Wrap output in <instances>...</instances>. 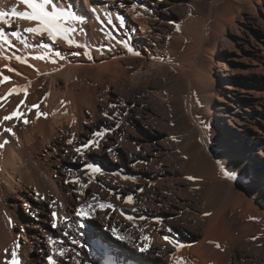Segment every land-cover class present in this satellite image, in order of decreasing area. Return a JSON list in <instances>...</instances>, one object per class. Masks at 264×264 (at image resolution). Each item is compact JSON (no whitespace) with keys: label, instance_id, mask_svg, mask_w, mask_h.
<instances>
[{"label":"bare ground","instance_id":"bare-ground-1","mask_svg":"<svg viewBox=\"0 0 264 264\" xmlns=\"http://www.w3.org/2000/svg\"><path fill=\"white\" fill-rule=\"evenodd\" d=\"M162 1L68 0L73 10L85 18V23L80 26L83 32L74 34L77 42L87 45L83 49L69 46L64 41L53 42L46 37L23 33L24 28L34 26L28 21H17L13 17L11 27L0 25L15 44V48H8L7 45L0 48V56H10L15 52L27 59L26 64L14 58L10 61L0 59V73L11 78L7 82H0V97H5L14 86L27 87L26 97L20 92L0 100V119L16 109L23 100L20 111L29 121L27 124L23 123V119L4 122V126L13 128L15 136L3 133L0 127V133H3L0 134V142L5 139L9 141L0 149V264L10 259V246L17 237L19 240L16 229L18 216L11 207L17 208L18 204L12 199H21L27 185L34 186L37 193L50 198L57 190L52 173L62 170L65 160L73 158L77 154L75 149L81 146V142L73 141L72 131L77 128L81 118H86L91 104L88 89L85 88L89 75H94L98 80H122L132 86H149L155 78L165 80L163 92L172 101L176 125L179 130L188 131L187 141L182 147L184 172L181 175L180 171L170 166L162 173L152 174L149 183L169 182L174 185L171 187L180 191L182 186L179 179L193 176L196 179L190 180V188L200 196V209L194 197H189L178 202L179 207L173 208L171 215H165L158 205H154L156 209L146 215L147 219L156 222L166 220L171 223L185 213L194 219L195 224L201 225L197 234L193 233L185 239H176L172 235L168 237L175 245V253L195 259L198 264H211L222 262L223 249L231 240H252L264 250V183L252 182L249 176L250 164L258 158L251 151L239 154L226 142L215 147V139L208 132L209 111L195 108L199 98L207 97L217 87L221 89L224 86L221 90L232 98L226 101L231 105L237 104L240 110L243 105L249 106L253 100L264 95V79L245 71L246 76L227 80L217 72L212 57L214 47L208 40L215 33L211 18L216 22L220 18L218 13H213L210 19L181 17L172 21L170 27H163L160 25V20L165 19L161 15ZM211 1L214 5L227 8L235 0ZM121 4L125 7H120ZM187 4L192 12L199 7L198 0H190ZM13 6L18 11L27 10L18 0H0V10L9 11ZM109 18L111 23L108 22ZM13 30L23 33L21 39L25 43L11 37ZM45 43L50 45L48 49L40 47ZM183 48L188 59L179 57ZM44 51L49 53V59H34ZM56 52L63 59L56 56ZM76 52L81 54L75 55ZM84 52H90L92 59ZM136 52L140 55H135ZM6 65L20 74L9 72ZM235 90H241L244 94L238 96ZM33 105H39V112L47 115L38 116ZM246 117L248 125L256 131L255 137L263 139L264 107H250ZM69 140L73 142L70 144ZM243 179H246L247 185ZM41 202V207L45 208L43 200ZM205 213L210 215L206 216ZM104 237L101 238L110 242L108 236L107 239ZM177 244L183 247L178 248ZM105 247L109 248V245L105 244ZM5 249H8L7 253ZM124 250L139 263L152 260L141 253L129 254L128 248ZM22 254L18 255L21 264H33Z\"/></svg>","mask_w":264,"mask_h":264},{"label":"rangeland","instance_id":"rangeland-1","mask_svg":"<svg viewBox=\"0 0 264 264\" xmlns=\"http://www.w3.org/2000/svg\"><path fill=\"white\" fill-rule=\"evenodd\" d=\"M189 1L163 0L161 15L165 19L160 20V25L170 27L172 21L181 17L210 19L213 13H218L220 18L216 22L211 18L215 33L208 40L214 47L212 57L217 72L227 80L246 76L245 71L264 79V0H235L227 8L214 5L211 0H198L199 7L193 12L187 7ZM181 52L179 57L188 59L186 49ZM154 80L149 86H132L122 80H98L89 75L85 88L89 92L91 108L86 111V118L79 121L80 128L77 126L72 131L73 141L82 145L92 139L95 132L108 131L99 140V148L83 149V155L77 153L73 158H67L63 169L52 173L57 190L50 198L27 185L21 199H12L18 204L17 208L11 207L18 216L19 240L17 237L12 242L11 250L18 241V255L24 253L33 264H48L47 256L52 248L48 238L52 237L58 242L57 246L69 249L66 257H56L58 264H177L178 260L198 264L195 259L177 255L173 249L175 245L168 238L172 235L176 239H185L197 234L201 225L195 224L192 217L182 213L171 223L146 218L157 205L165 215H171V210L179 207L178 202L189 197H194L200 209V196L191 190L189 179H179L181 192L169 182L149 183L152 174L162 173L170 166L180 174L184 172L182 147L188 133L176 125L172 101L163 92L165 80ZM221 89L217 87L207 97L199 98L195 108L209 111L208 132L215 139V147L226 142L239 154L254 153L258 159L250 164V181L264 183V137H255L256 131L248 125L246 117L250 107H264V95L249 106L241 105L238 110L237 104H228L226 99L232 98ZM235 92L238 96L244 94L241 90ZM89 163L99 165L103 172L92 173L87 169ZM125 176L135 179L126 180ZM242 181L247 185L246 179ZM128 196L133 197L132 202H128ZM41 200L45 208L41 207ZM100 204L113 207L101 209ZM87 205L92 206L90 217L76 216L75 213ZM52 212H57L55 221ZM128 216L134 219L128 220ZM53 222L57 223L56 228L52 227ZM102 236L105 239L108 236L110 242ZM73 240L78 243L73 244ZM226 246L222 262L211 264H264V250L252 240H231ZM123 247L130 250L129 254L141 253L152 260L139 263ZM9 258L11 260V256Z\"/></svg>","mask_w":264,"mask_h":264},{"label":"snow or ice","instance_id":"snow-or-ice-1","mask_svg":"<svg viewBox=\"0 0 264 264\" xmlns=\"http://www.w3.org/2000/svg\"><path fill=\"white\" fill-rule=\"evenodd\" d=\"M19 4H22L25 6L27 10L24 11H18L15 6H13L9 11L0 10V25H7L11 27L12 25V18H16L17 21H28L31 22L34 26H29L23 29V33H28L33 36L39 37V38H47L53 42L56 41H64L67 42L69 46H75L76 48L83 49L86 48L87 45L79 43L74 38V34L79 32H83V28L80 27L85 23V18L82 15H79L77 12L73 10V5L68 2V0H18ZM120 7H125L124 4H121ZM132 7H135L133 5ZM95 12V9H93ZM97 19H99V16H97ZM121 22L123 23V18L121 17ZM109 23H111V18H109ZM177 30H179V25H177ZM21 31L13 30L11 32V37H15L16 40H20L21 43H25L24 40L21 39L22 34ZM4 45H7L8 48H15V44L13 40L9 37V34L5 31L3 27H0V48H3ZM31 47V45H28ZM40 47L42 49H48L50 47L49 44H41ZM75 55H80V52L74 53ZM84 55H87L89 59H92L90 52H84ZM135 55H140V53L136 52ZM56 56L63 59L61 54L59 52L55 53ZM15 59L21 64H26L27 59L24 56L16 55L15 52L12 53L10 56H0V59L4 60H12ZM49 53L47 51H44L42 54L36 55L34 59L36 60H47L49 59ZM53 63H55V60H52ZM31 66V65H30ZM7 70L9 72H17L15 68L7 66ZM19 75L20 73L17 72ZM2 75V81L0 82H7L11 78L7 75ZM20 92H23L25 94V97L27 96V87H12L9 89L7 95L5 97H0V100L6 99L7 96H11L13 94H19ZM24 101L22 100L20 102V105H23ZM20 105L17 106L16 109H14L11 113L3 116L2 119H0V127L3 128V133H9L12 136H15L16 133L13 130L12 127L4 126V122L6 121H13V120H20L23 119V123L27 124L29 121L24 118V113L20 111ZM32 107L37 109V115H47L46 113H40L39 112V105H33ZM115 107V105H113ZM105 116L108 115V113H104ZM108 130L105 129L104 132L97 131L94 133L93 138L89 141L83 143L80 147H77L75 151L77 153H81L83 155V149H91L93 147L99 148L100 143L99 140L103 139L105 132ZM0 133V134H3ZM99 138V139H98ZM175 139V137H173ZM73 141L69 140V143L71 144ZM9 141L5 139L3 142H0V149L4 148L5 145H7ZM109 151H111L109 149ZM87 169H89L92 173H102L103 169L96 164L89 163L87 164ZM124 179L134 180L135 177H129L125 176ZM189 180H194L196 177L189 176ZM142 191V190H141ZM128 202L133 201L132 196L127 197ZM101 209L106 208H112L113 205L111 204H100L99 205ZM92 206L87 205L86 207H81L75 214L78 217H84L89 218L90 217V210ZM52 217L54 218V221L57 219V213L52 212ZM205 215H210V213H205ZM128 220H133L134 218L131 216L127 217ZM67 218H65V221ZM58 225L56 222L52 223V227L56 228ZM115 233V229L112 230ZM67 235V233H65ZM123 239V237H120ZM167 240L168 238L165 237ZM49 243L52 245L51 248V254L47 256V262L48 264H58V260L56 257H66L69 249L63 247V246H57L58 242L53 239L52 237L48 238ZM73 244H77V240L72 241ZM83 247V245H81ZM176 247H183L182 245L177 244ZM217 247H220L219 244H217ZM20 248V244L17 242L15 243L14 247L11 250V260H6L5 264H21V261L18 257L17 249ZM74 251V250H73ZM5 252H8V249H5ZM77 255H79L77 253ZM79 264V262H78ZM177 264H185L183 260H178Z\"/></svg>","mask_w":264,"mask_h":264}]
</instances>
